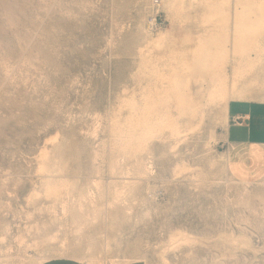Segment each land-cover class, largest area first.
<instances>
[{"label":"rangeland","instance_id":"1","mask_svg":"<svg viewBox=\"0 0 264 264\" xmlns=\"http://www.w3.org/2000/svg\"><path fill=\"white\" fill-rule=\"evenodd\" d=\"M169 2L0 0V264H264V145L228 143L223 105L177 146L112 142ZM244 81L264 103V58ZM47 177L70 183L61 200Z\"/></svg>","mask_w":264,"mask_h":264},{"label":"bare ground","instance_id":"2","mask_svg":"<svg viewBox=\"0 0 264 264\" xmlns=\"http://www.w3.org/2000/svg\"><path fill=\"white\" fill-rule=\"evenodd\" d=\"M168 11L171 27L147 38L141 52L136 75L139 94L133 91L125 100L128 114L124 120L111 121L112 142L128 157L142 154L150 142L165 137L174 139L177 146L188 132L200 128L206 108L213 104L223 105L227 141L229 104L244 101V80L264 58L262 0H170ZM254 82L250 80L249 85ZM46 153L39 156L43 163ZM45 164L40 171L48 175ZM189 169L178 165L175 173ZM63 177H47L49 198L61 200L62 192L70 188ZM89 261L95 264L93 258Z\"/></svg>","mask_w":264,"mask_h":264},{"label":"crops","instance_id":"3","mask_svg":"<svg viewBox=\"0 0 264 264\" xmlns=\"http://www.w3.org/2000/svg\"><path fill=\"white\" fill-rule=\"evenodd\" d=\"M228 143L264 145V103L235 101L229 104ZM43 264H82L72 259H54Z\"/></svg>","mask_w":264,"mask_h":264},{"label":"built area","instance_id":"4","mask_svg":"<svg viewBox=\"0 0 264 264\" xmlns=\"http://www.w3.org/2000/svg\"><path fill=\"white\" fill-rule=\"evenodd\" d=\"M157 4V3H156ZM149 22H148V29L152 32V31H159L161 29H163L164 26V22L160 19L159 14L150 17L149 18Z\"/></svg>","mask_w":264,"mask_h":264}]
</instances>
